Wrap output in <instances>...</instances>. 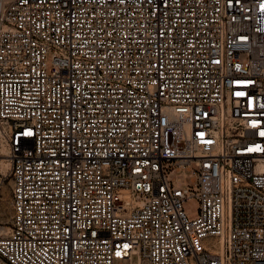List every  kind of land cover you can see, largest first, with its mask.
<instances>
[{
	"label": "built area",
	"instance_id": "obj_1",
	"mask_svg": "<svg viewBox=\"0 0 264 264\" xmlns=\"http://www.w3.org/2000/svg\"><path fill=\"white\" fill-rule=\"evenodd\" d=\"M0 205V264H264V0H0Z\"/></svg>",
	"mask_w": 264,
	"mask_h": 264
},
{
	"label": "rangeland",
	"instance_id": "obj_2",
	"mask_svg": "<svg viewBox=\"0 0 264 264\" xmlns=\"http://www.w3.org/2000/svg\"><path fill=\"white\" fill-rule=\"evenodd\" d=\"M167 177L169 179L178 178L179 186L181 188H187L189 190H193L191 187V178L193 177V172L191 169L187 167L178 168L175 170H169L167 173ZM181 208L186 215L187 218H192L197 214V202L193 197L184 198L181 201ZM2 210V206L0 205V212ZM135 256L131 255L130 260H134Z\"/></svg>",
	"mask_w": 264,
	"mask_h": 264
},
{
	"label": "bare ground",
	"instance_id": "obj_3",
	"mask_svg": "<svg viewBox=\"0 0 264 264\" xmlns=\"http://www.w3.org/2000/svg\"><path fill=\"white\" fill-rule=\"evenodd\" d=\"M174 122L178 123L176 120H174ZM178 124H180V123H178Z\"/></svg>",
	"mask_w": 264,
	"mask_h": 264
}]
</instances>
